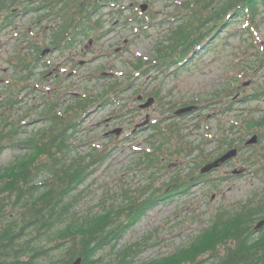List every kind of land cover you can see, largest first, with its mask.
Segmentation results:
<instances>
[{"label": "trees", "instance_id": "trees-1", "mask_svg": "<svg viewBox=\"0 0 264 264\" xmlns=\"http://www.w3.org/2000/svg\"><path fill=\"white\" fill-rule=\"evenodd\" d=\"M118 2L44 0L36 6L35 0H0V33L13 30L16 34L14 54L8 62L12 72L20 74L0 103V156L8 148L23 152L9 165L0 164V264H72L78 258L82 259V264H134L139 245L126 246L119 251V239L162 200L212 181L199 171L224 152L207 154L202 147L185 142L183 128L163 118L152 127L151 143L155 145L159 139L163 142L154 147L153 153L146 154L143 162L150 170L164 158V169L168 172L175 158L187 163L170 177L167 188H172L171 193L154 190L153 186L124 190L120 201L105 198L99 212L77 211L83 195L80 187L95 168L109 158L111 147H92L88 154L80 155L75 149V136L92 110L111 104L120 108L126 101L123 97L126 87L134 85L131 80H108L102 94L87 92L68 102L66 107H60L61 99L54 95L43 113L45 127L22 138L27 134L25 117L28 114L22 115L17 105L23 102L20 97L23 90L34 91L39 87L32 83V78L37 76L34 72L38 67L49 65L42 54L49 46L65 54L91 37L99 39L103 10L117 8ZM260 5H264V0L183 2L182 6L191 11L186 12L187 16L191 17L171 30L167 44L156 49L158 54L153 62L143 63L138 59L134 66L144 74H148L149 64L165 75L171 70L177 71L198 56L197 53L209 49L212 40L217 39L214 43L218 45L220 29L228 23V18L247 14L256 18ZM43 10L48 12L47 17L55 19L52 31L45 34L43 29L34 33L32 27H26L17 32L21 17ZM180 13L179 10L176 16ZM256 63L264 64V55ZM46 76L42 74L38 82H43ZM234 87L218 92L216 101L223 94L228 99L235 96ZM149 95H154L162 109L168 110L171 104L165 101L167 98L161 91L155 89ZM263 97L264 87L253 95L257 100ZM244 126L247 131L257 133L260 142L264 141V117L248 120ZM169 134L178 136L179 146L175 151L166 148L170 144ZM234 142L229 135L222 139V145H228L229 149L236 147ZM196 151L199 155L193 157ZM243 160L246 171L262 181L259 189L235 208L219 209L212 222L198 231L188 244L143 264H264V228L255 231V226L264 220V148L263 151L252 150ZM198 162L196 168L191 167ZM154 174L151 177L155 178Z\"/></svg>", "mask_w": 264, "mask_h": 264}, {"label": "rangeland", "instance_id": "rangeland-1", "mask_svg": "<svg viewBox=\"0 0 264 264\" xmlns=\"http://www.w3.org/2000/svg\"><path fill=\"white\" fill-rule=\"evenodd\" d=\"M35 1L39 6L44 0ZM188 1L119 0L117 8L104 9L100 38L91 37L65 54L49 46L51 51L44 56L49 65L38 67L34 72L37 76L32 78V83L39 87L34 91L23 90L20 95L23 102L17 105L22 115L28 114L25 117L27 134L22 137L25 139L45 127L43 113L54 95H59L60 107H66L68 102L87 92L102 94L108 80L133 82V86L126 87L123 96L126 101L120 108L111 104L92 110L75 136V149L80 155L88 154L92 147H111L109 158L95 168L79 189L83 195L76 209L81 213L99 212L105 198L120 201L124 190L153 186L154 190L171 193L172 188H167L170 177L187 163L175 158L168 172L164 169V158L150 170L143 162L146 154L153 153L154 147L163 142L159 139L155 145L151 143L152 127L163 118L180 125L184 141L202 147L207 154L228 151V145H222L226 135L235 141L239 156L208 174L211 182L197 184L185 194L162 200L119 239V251L126 246L139 245L134 264L158 259L188 244L198 231L212 222L219 209L235 208L262 183L246 171L243 156L264 148L260 138L255 145H245L258 134L247 131L244 126L248 120L264 117V97L261 100L253 98L255 92L264 87V64L256 63L264 55V5L259 6L256 18L249 14L228 18V23L220 29L218 45L214 43L217 39L212 40L210 45L216 46L197 53L198 56L177 71L171 70L165 75L149 64L148 74H144L134 66L138 59L143 63L153 62L158 54L156 49L167 44L171 30L191 17L186 13L189 9L182 6ZM143 6L147 7L145 11ZM178 9L181 13L176 16ZM47 13L43 10L21 17L17 32L26 27H32L34 33L43 29L45 34L52 31L56 22L47 17ZM12 31L0 33V103L20 75L12 72L8 62L17 40ZM44 73L47 76L39 83ZM233 85L235 96L228 99L223 94L216 101L218 92ZM155 89L171 104L168 110L162 109L154 95H149ZM148 99H154V104L141 109L139 106ZM188 107H195V110L175 116L178 110ZM169 141L166 148L175 151L179 146L178 136L169 134ZM20 155H23L20 149L8 148L0 156V164L7 166ZM198 155L196 151L193 157ZM198 164L193 163L191 167L195 165L196 168ZM152 173L155 178L151 177Z\"/></svg>", "mask_w": 264, "mask_h": 264}, {"label": "water", "instance_id": "water-1", "mask_svg": "<svg viewBox=\"0 0 264 264\" xmlns=\"http://www.w3.org/2000/svg\"><path fill=\"white\" fill-rule=\"evenodd\" d=\"M146 6H143V11L146 10ZM50 50H47L43 53V55L49 53ZM247 85H249V83H247ZM139 100H142V97L139 98ZM155 100L154 99H149L146 103L141 104L140 108L141 109H148L150 108L153 104H154ZM195 107H188V108H184L179 110L178 112H176V116H181V115H185L188 113H191ZM258 142V137L254 136L250 141H248L246 143V145H255ZM239 151L237 149H232L229 152H227L226 154H224L223 156H221L220 158H218L217 160L207 164L206 166H204L201 170L202 174H207L209 172H212L218 168H220L223 164H225L226 162L232 160L233 158L238 156ZM234 173H240L238 171H235ZM264 225V221H261L259 223V225L256 227V230L259 231ZM72 264H82V259L79 258L77 259L74 263Z\"/></svg>", "mask_w": 264, "mask_h": 264}]
</instances>
